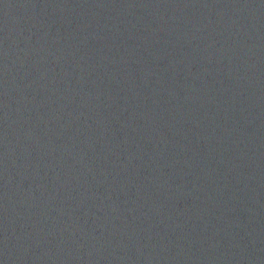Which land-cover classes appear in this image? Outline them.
<instances>
[{"label":"water","instance_id":"95a60500","mask_svg":"<svg viewBox=\"0 0 264 264\" xmlns=\"http://www.w3.org/2000/svg\"><path fill=\"white\" fill-rule=\"evenodd\" d=\"M0 264H264V0H0Z\"/></svg>","mask_w":264,"mask_h":264}]
</instances>
